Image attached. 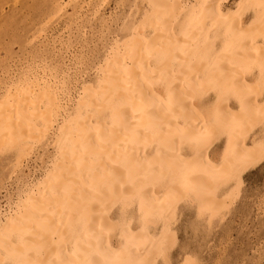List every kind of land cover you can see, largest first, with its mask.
I'll return each instance as SVG.
<instances>
[{"label":"bare ground","instance_id":"6f19581e","mask_svg":"<svg viewBox=\"0 0 264 264\" xmlns=\"http://www.w3.org/2000/svg\"><path fill=\"white\" fill-rule=\"evenodd\" d=\"M141 2L142 19L125 40L113 36L96 81L82 80L76 96L49 69L1 87V153L14 149L22 164L45 139L54 152L41 178L0 204V264H155L174 242L176 204L216 217L232 195L221 189L264 150V131L248 141L264 124V0ZM222 136L216 159L210 147ZM116 204L120 224L109 217Z\"/></svg>","mask_w":264,"mask_h":264},{"label":"rangeland","instance_id":"374dc122","mask_svg":"<svg viewBox=\"0 0 264 264\" xmlns=\"http://www.w3.org/2000/svg\"><path fill=\"white\" fill-rule=\"evenodd\" d=\"M222 1L227 8H234L240 0ZM144 7L146 9L147 4L141 2V0H0V78H2L0 79V81L2 80L0 89L5 86L7 81L10 83L11 80L19 81L30 70L49 69L48 71H51L54 75L61 76L60 79L66 82L65 88L67 87V90L73 88V96H76L82 80L86 78L92 83L96 81V64L104 59L108 47L115 39L125 40L126 37L130 36L127 27L129 24L142 19L145 12ZM252 15L253 12L248 11L245 16L251 18ZM48 37L50 38L48 39ZM53 37H56V39L51 40ZM60 40H63L62 43ZM57 42L60 45H57ZM53 46H55V49ZM74 55L75 57H73ZM74 65L76 66L75 69ZM256 73L254 72L253 75ZM5 77L7 78L4 82ZM75 85H77L76 91L74 90ZM262 96L264 98V93ZM214 98L215 93L210 91L203 97L202 103L204 105L211 104ZM232 103H235V101L232 100ZM261 124L262 122L257 123L248 136L250 143V139L253 140L252 138L257 137L256 135L260 137L263 134L264 124L263 126ZM225 139L222 136L216 139V142H213L210 147L212 157L219 159L224 155L226 150ZM46 140L39 143L38 147L36 146L28 157L25 156L22 164L17 161L19 158L14 149H2V153L0 150L1 205L17 200L25 182L30 181L33 177L41 178L43 176L54 152L53 146L49 145V147ZM48 141L51 142V140ZM256 159L253 164L241 172V182L234 180L229 186L221 189V191L229 190L228 195L234 194V196H226L225 200H227L224 204L226 207L221 211H217V215L214 214L216 217L211 218L209 214H199L198 209L196 210V203L189 199L181 200L176 204L170 226V228L172 227V242L174 241L175 244L174 242L170 244L169 258L160 256L155 264H184L188 261H192L193 264H264V150L257 155ZM235 187L238 188L235 190ZM119 211L120 205L116 204L109 213V217L112 216L114 221L118 220L116 221L118 224H120L119 217H121V211ZM130 212L134 217L133 225L137 227V205L134 204L130 208ZM173 224L175 225L173 226ZM158 228L161 230L163 223H160ZM113 240L116 243L118 241L117 236H114Z\"/></svg>","mask_w":264,"mask_h":264}]
</instances>
